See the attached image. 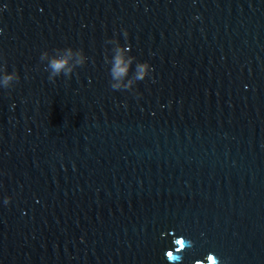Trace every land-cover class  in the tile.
<instances>
[{
  "label": "water",
  "instance_id": "1",
  "mask_svg": "<svg viewBox=\"0 0 264 264\" xmlns=\"http://www.w3.org/2000/svg\"><path fill=\"white\" fill-rule=\"evenodd\" d=\"M170 261L264 264V0H0V264Z\"/></svg>",
  "mask_w": 264,
  "mask_h": 264
},
{
  "label": "clouds",
  "instance_id": "2",
  "mask_svg": "<svg viewBox=\"0 0 264 264\" xmlns=\"http://www.w3.org/2000/svg\"><path fill=\"white\" fill-rule=\"evenodd\" d=\"M65 64H66V61H64V60H54V61H52V63H51V67H52V69H53L55 72L58 73L61 69H63V68L65 67ZM138 78L142 79L143 76L141 75V76L138 77ZM6 82H7V81H5V83H6ZM169 264H177V262H176V261H170Z\"/></svg>",
  "mask_w": 264,
  "mask_h": 264
}]
</instances>
